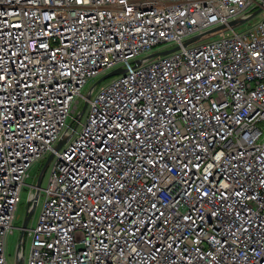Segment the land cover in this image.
<instances>
[{
    "label": "built area",
    "instance_id": "1",
    "mask_svg": "<svg viewBox=\"0 0 264 264\" xmlns=\"http://www.w3.org/2000/svg\"><path fill=\"white\" fill-rule=\"evenodd\" d=\"M263 127L264 0H0V264H264Z\"/></svg>",
    "mask_w": 264,
    "mask_h": 264
},
{
    "label": "rangeland",
    "instance_id": "2",
    "mask_svg": "<svg viewBox=\"0 0 264 264\" xmlns=\"http://www.w3.org/2000/svg\"><path fill=\"white\" fill-rule=\"evenodd\" d=\"M262 16L261 15H257L256 17H254L253 19H251V21L245 22L244 26H250L253 22L261 19ZM241 28V27H238ZM111 78L105 79L102 82H100L93 90L92 95L95 94V92L98 90V88L104 84H107L110 81ZM93 81H90L85 87H84V91L88 90L91 85L93 84ZM83 106V100L80 101L79 103V107H78V111L81 110ZM264 128V127H263ZM44 161H39L36 162L30 169H29V174L25 179V184L23 186V190L20 193V202L18 204L17 207V211H16V215H17V219L15 220L14 223V230L11 234H9L7 241H6V259H7V263L8 264H15V254H16V249H17V245L19 243L20 240V230L19 228L21 227L24 215H25V211H26V204L28 201V197H29V193L32 189L31 186H35L37 179L39 177V173L41 171V168L43 166ZM49 175V169L47 168V170L44 173L42 182H41V187L46 185L47 182V178ZM40 207H41V203L37 204V206L35 207V210L33 212V215L31 216V219L28 223V228L30 226H33L37 220V217L39 215L40 212ZM29 249H30V238L29 237H25V242H24V255H25V260L29 255Z\"/></svg>",
    "mask_w": 264,
    "mask_h": 264
},
{
    "label": "water",
    "instance_id": "3",
    "mask_svg": "<svg viewBox=\"0 0 264 264\" xmlns=\"http://www.w3.org/2000/svg\"><path fill=\"white\" fill-rule=\"evenodd\" d=\"M258 11H259V9H256V10L252 13V15H253V14H256ZM242 22H244V19H235V20H231V21H229L228 24H221V25H219V26H217V27H214V28H212V29H209V30L206 31L204 34H205V35H206V34H210V33H213V32H216V31H218V30H221V29L226 28L227 25H229V26H234V25H237V24L242 23ZM200 36H201V35H200ZM200 36L198 35V36H196V37H193V38L189 39L188 41H185V42L183 43V45H186V44L190 43L191 41L197 40ZM178 48H179V46L177 45V46H175V47H173V48H170V49H167V50L154 52L153 54H151V55H149V56H150V57H153V56H157V55L167 54V53H169V52H171V51H174V50H176V49H178ZM122 72H123V68H116V69H114V70H112V71H110V72L104 74V75L101 76L99 79H97V80L94 82V84H93L92 87H95V86H97L100 82H102L103 80L108 79V78H110V77H112V76H114V75L120 74V73H122ZM89 92H90V90H89ZM88 97H89V93H88V95H87V98H88ZM86 106H87V101L85 100L84 103H83V106H82L81 110H80L79 113L77 114L78 117H81V116H82V114L84 113V110L86 109ZM65 142H66V138H62V139L57 143V145L55 146L54 149H55V150H58V149H59V148L65 143ZM52 156H53V153H50V154L48 155V157L46 158V160L44 161L43 166H42V168H41V171H40V173H39V177H38L37 182H36V188H39V187L41 186V182H42L43 175H44V173H45V170H46V168H47V166H48V164H49V162H50ZM36 198H37V192L35 193V196H34L33 199H28V201H27L25 215H24V218H23V221H22L21 227H20V228H21V229H20V238L23 237L24 230L27 228V224H28V222H29V219H30V217L32 216V214H33V212H34V204H35V202H36ZM18 248H19V246L17 245L16 254H15V264H23V259H22L21 257H19L18 254H17Z\"/></svg>",
    "mask_w": 264,
    "mask_h": 264
},
{
    "label": "flooded vegetation",
    "instance_id": "4",
    "mask_svg": "<svg viewBox=\"0 0 264 264\" xmlns=\"http://www.w3.org/2000/svg\"><path fill=\"white\" fill-rule=\"evenodd\" d=\"M36 185V184H35Z\"/></svg>",
    "mask_w": 264,
    "mask_h": 264
}]
</instances>
